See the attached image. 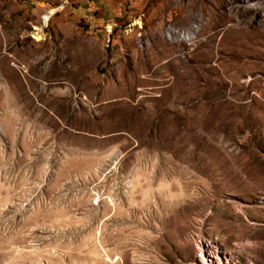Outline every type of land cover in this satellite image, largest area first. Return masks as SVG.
<instances>
[{
    "label": "rangeland",
    "instance_id": "rangeland-1",
    "mask_svg": "<svg viewBox=\"0 0 264 264\" xmlns=\"http://www.w3.org/2000/svg\"><path fill=\"white\" fill-rule=\"evenodd\" d=\"M0 264H264V0H0Z\"/></svg>",
    "mask_w": 264,
    "mask_h": 264
},
{
    "label": "bare ground",
    "instance_id": "bare-ground-1",
    "mask_svg": "<svg viewBox=\"0 0 264 264\" xmlns=\"http://www.w3.org/2000/svg\"><path fill=\"white\" fill-rule=\"evenodd\" d=\"M55 11H56V9H52V10H50L47 14H45V15L42 17V19H43L45 22H47V21L51 18V16L54 14ZM36 30H37V31L34 33V37H35L37 40H39V39L42 38V35H41V28H37Z\"/></svg>",
    "mask_w": 264,
    "mask_h": 264
}]
</instances>
